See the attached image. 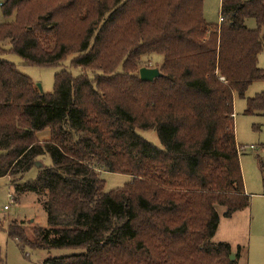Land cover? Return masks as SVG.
I'll list each match as a JSON object with an SVG mask.
<instances>
[{
  "label": "trees",
  "instance_id": "1",
  "mask_svg": "<svg viewBox=\"0 0 264 264\" xmlns=\"http://www.w3.org/2000/svg\"><path fill=\"white\" fill-rule=\"evenodd\" d=\"M33 1L2 3L16 17L0 24V43L26 65L60 67L74 55L82 74L61 68L53 92H40L0 44V177L17 194L36 193L47 216L31 230L11 222L8 237L21 250H66L42 264H239L244 247L214 236L218 206L226 218L250 206L234 99L264 80V0H221L218 24L204 0H68L62 9L48 0L40 11ZM153 54L163 57L160 78L130 76ZM263 110L264 91L245 114ZM139 130L156 131L160 145ZM46 155L52 164L38 169ZM102 171L131 180L106 191Z\"/></svg>",
  "mask_w": 264,
  "mask_h": 264
},
{
  "label": "rangeland",
  "instance_id": "2",
  "mask_svg": "<svg viewBox=\"0 0 264 264\" xmlns=\"http://www.w3.org/2000/svg\"><path fill=\"white\" fill-rule=\"evenodd\" d=\"M55 1L54 5L59 6L57 9H62L68 0ZM3 2L5 0H0V24L13 22L16 15L13 13L11 16H6L2 9ZM220 4L221 0H204V16L209 23H220ZM33 5L38 8L37 11L52 9L48 0H34ZM246 24L249 28L256 27L254 19H249ZM0 44L7 49L2 57L14 63L20 72L29 76L36 87L40 84L44 93L53 92L54 76L61 68L69 70L75 76L82 74L80 67L71 65L74 55H68L60 67L26 65L19 55L9 51L11 45L9 40ZM162 60L163 57L159 54L142 58L140 62L130 66L128 69L130 76H139L141 67H159ZM258 66L264 68V50L259 55ZM87 74L92 77L93 71H88ZM262 91H264V80H257L249 87L246 98L236 96L234 99L235 135L245 188L250 196V206L245 212V227L249 240L244 245L245 255L239 260V264H264V187L257 160V156L264 158V110L260 113L245 114L248 99ZM139 132L154 144L160 145L156 131L139 130ZM49 135V129L38 132L40 139H47ZM41 161L44 167L52 164L49 155L44 156ZM37 173L38 169L32 168L19 183L35 178ZM101 178L105 180L106 191L122 187L131 180L129 175L109 171H102ZM14 195L16 200H13ZM217 209L220 215L223 214V207L218 206ZM11 222L20 228L31 230L33 226H46L47 216L43 203L39 202L36 193L17 194L16 188L11 185V177L3 176L0 177V254L6 264H42L45 259L66 252L63 249L43 250L28 247L21 250L16 241L8 237L7 230Z\"/></svg>",
  "mask_w": 264,
  "mask_h": 264
},
{
  "label": "crops",
  "instance_id": "3",
  "mask_svg": "<svg viewBox=\"0 0 264 264\" xmlns=\"http://www.w3.org/2000/svg\"><path fill=\"white\" fill-rule=\"evenodd\" d=\"M245 191L246 194H248L246 188ZM247 209L235 212L230 218L223 217L221 214L220 224L214 236V240L229 242L234 252L236 251V247L238 245L244 247V245L247 244L249 240L247 229L245 227V212ZM244 255L245 253L243 252L241 258H244Z\"/></svg>",
  "mask_w": 264,
  "mask_h": 264
},
{
  "label": "water",
  "instance_id": "4",
  "mask_svg": "<svg viewBox=\"0 0 264 264\" xmlns=\"http://www.w3.org/2000/svg\"><path fill=\"white\" fill-rule=\"evenodd\" d=\"M163 75L159 67H141L139 69V76L142 81L153 82L155 79L160 78ZM40 92H43L40 84H37ZM35 165L38 169L42 168L44 164L42 161L37 160Z\"/></svg>",
  "mask_w": 264,
  "mask_h": 264
},
{
  "label": "built area",
  "instance_id": "5",
  "mask_svg": "<svg viewBox=\"0 0 264 264\" xmlns=\"http://www.w3.org/2000/svg\"><path fill=\"white\" fill-rule=\"evenodd\" d=\"M222 20H223V17L220 15V21H222ZM13 200H14V196H13ZM5 209H7V206H5Z\"/></svg>",
  "mask_w": 264,
  "mask_h": 264
}]
</instances>
